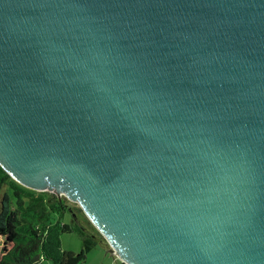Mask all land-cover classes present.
I'll list each match as a JSON object with an SVG mask.
<instances>
[{
	"label": "water",
	"instance_id": "water-1",
	"mask_svg": "<svg viewBox=\"0 0 264 264\" xmlns=\"http://www.w3.org/2000/svg\"><path fill=\"white\" fill-rule=\"evenodd\" d=\"M0 166L124 264H264V0H0Z\"/></svg>",
	"mask_w": 264,
	"mask_h": 264
},
{
	"label": "trees",
	"instance_id": "trees-1",
	"mask_svg": "<svg viewBox=\"0 0 264 264\" xmlns=\"http://www.w3.org/2000/svg\"><path fill=\"white\" fill-rule=\"evenodd\" d=\"M0 229L9 236L0 264H43L45 259L49 264H77L97 242L107 246L75 201L24 186L1 166ZM67 231L80 239L75 252L60 247L59 234Z\"/></svg>",
	"mask_w": 264,
	"mask_h": 264
},
{
	"label": "rangeland",
	"instance_id": "rangeland-1",
	"mask_svg": "<svg viewBox=\"0 0 264 264\" xmlns=\"http://www.w3.org/2000/svg\"><path fill=\"white\" fill-rule=\"evenodd\" d=\"M62 195V194H60ZM79 215V214H78ZM66 219V217H65ZM9 236L4 233L0 237V251L2 252L8 244ZM60 247L70 251H77L80 247V239L74 231L62 232L59 234ZM104 243L97 242L85 254L84 259L77 264H118L121 260L118 256L106 251ZM86 258V260H85ZM43 264H49V260H43Z\"/></svg>",
	"mask_w": 264,
	"mask_h": 264
},
{
	"label": "crops",
	"instance_id": "crops-1",
	"mask_svg": "<svg viewBox=\"0 0 264 264\" xmlns=\"http://www.w3.org/2000/svg\"><path fill=\"white\" fill-rule=\"evenodd\" d=\"M4 234V232L0 229V237L2 236ZM9 241V240H8ZM9 245V244H8ZM7 248V247H6ZM4 250V249H3ZM3 250H2V252H3ZM0 254H1V251H0ZM110 254H112V253H110ZM114 255V254H113ZM85 260H86V258H85Z\"/></svg>",
	"mask_w": 264,
	"mask_h": 264
}]
</instances>
